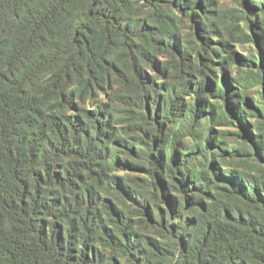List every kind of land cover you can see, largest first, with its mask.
<instances>
[{"label": "trees", "instance_id": "16d2710c", "mask_svg": "<svg viewBox=\"0 0 264 264\" xmlns=\"http://www.w3.org/2000/svg\"><path fill=\"white\" fill-rule=\"evenodd\" d=\"M0 264H264V0H0Z\"/></svg>", "mask_w": 264, "mask_h": 264}]
</instances>
